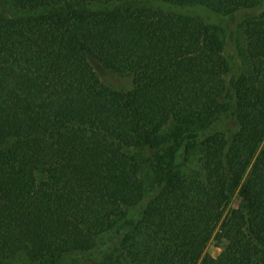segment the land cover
<instances>
[{
  "label": "trees",
  "instance_id": "obj_1",
  "mask_svg": "<svg viewBox=\"0 0 264 264\" xmlns=\"http://www.w3.org/2000/svg\"><path fill=\"white\" fill-rule=\"evenodd\" d=\"M9 1L24 13H0V264H264V0H163L257 12L232 34L107 10L124 0Z\"/></svg>",
  "mask_w": 264,
  "mask_h": 264
},
{
  "label": "rangeland",
  "instance_id": "obj_2",
  "mask_svg": "<svg viewBox=\"0 0 264 264\" xmlns=\"http://www.w3.org/2000/svg\"><path fill=\"white\" fill-rule=\"evenodd\" d=\"M122 7V8H144V9H155L156 11H161L171 15L177 16H187L198 18L204 23L210 24H223L228 27V30L232 34V30L235 31L240 20L247 18L255 13V10H243L237 12L230 17H225L209 8L199 5H177L168 1L163 0H124L123 2L117 3L116 5L107 8V10ZM99 9H104V7H98ZM260 11V10H258ZM0 13L8 16H18L22 15L24 12L17 9V7L9 0H0ZM227 53L233 57L235 62H233L234 69L230 75L227 76V84H231V76L239 73L243 70V60L235 52L236 45L229 42L227 45ZM94 71L99 76L100 80L110 86L113 89H123L128 90L132 87V79L129 75H124L117 73L110 68H108L104 63L96 58H89ZM225 127H230L228 124ZM233 204V202L231 203ZM225 242L224 240L217 239L213 237L206 247V252L215 255L220 249L223 248Z\"/></svg>",
  "mask_w": 264,
  "mask_h": 264
}]
</instances>
